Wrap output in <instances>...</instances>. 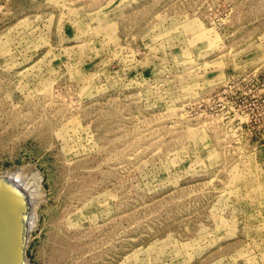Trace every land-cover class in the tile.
Returning <instances> with one entry per match:
<instances>
[{
  "label": "rangeland",
  "instance_id": "obj_1",
  "mask_svg": "<svg viewBox=\"0 0 264 264\" xmlns=\"http://www.w3.org/2000/svg\"><path fill=\"white\" fill-rule=\"evenodd\" d=\"M15 167L27 264H264V0H0Z\"/></svg>",
  "mask_w": 264,
  "mask_h": 264
},
{
  "label": "water",
  "instance_id": "obj_2",
  "mask_svg": "<svg viewBox=\"0 0 264 264\" xmlns=\"http://www.w3.org/2000/svg\"><path fill=\"white\" fill-rule=\"evenodd\" d=\"M16 168V167H15ZM0 172V264H21L27 227L22 219L28 206L16 178ZM16 187V188H15Z\"/></svg>",
  "mask_w": 264,
  "mask_h": 264
},
{
  "label": "bare ground",
  "instance_id": "obj_3",
  "mask_svg": "<svg viewBox=\"0 0 264 264\" xmlns=\"http://www.w3.org/2000/svg\"><path fill=\"white\" fill-rule=\"evenodd\" d=\"M2 175L7 176V180H12L10 177L16 178V183L22 187L23 190V200L26 202L28 206V211L25 217L22 219L23 224L27 227L26 231V239L23 244V258L21 264H27V259L24 256V249L26 247V243L28 239V233H30V229L35 224L36 221V206L42 199V190L41 185L39 183V175L36 173L34 169L27 168L21 169L20 167H16L14 169H9L8 171L1 173ZM16 188V187H15ZM40 204V203H39ZM38 217V216H37ZM35 227V226H34Z\"/></svg>",
  "mask_w": 264,
  "mask_h": 264
}]
</instances>
